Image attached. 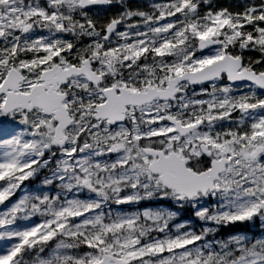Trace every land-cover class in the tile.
<instances>
[{
    "label": "snow or ice",
    "instance_id": "1",
    "mask_svg": "<svg viewBox=\"0 0 264 264\" xmlns=\"http://www.w3.org/2000/svg\"><path fill=\"white\" fill-rule=\"evenodd\" d=\"M0 264H264V0H0Z\"/></svg>",
    "mask_w": 264,
    "mask_h": 264
},
{
    "label": "trees",
    "instance_id": "2",
    "mask_svg": "<svg viewBox=\"0 0 264 264\" xmlns=\"http://www.w3.org/2000/svg\"><path fill=\"white\" fill-rule=\"evenodd\" d=\"M213 2L220 5H229V4L235 5L239 2V0H213ZM228 230L230 231L231 228H229Z\"/></svg>",
    "mask_w": 264,
    "mask_h": 264
}]
</instances>
